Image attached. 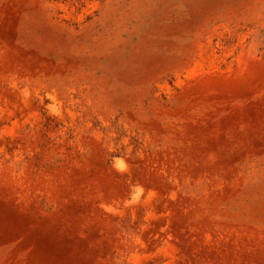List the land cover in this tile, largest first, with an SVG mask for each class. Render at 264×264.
I'll use <instances>...</instances> for the list:
<instances>
[{"label":"rangeland","instance_id":"374dc122","mask_svg":"<svg viewBox=\"0 0 264 264\" xmlns=\"http://www.w3.org/2000/svg\"><path fill=\"white\" fill-rule=\"evenodd\" d=\"M0 264H264V0H0Z\"/></svg>","mask_w":264,"mask_h":264}]
</instances>
